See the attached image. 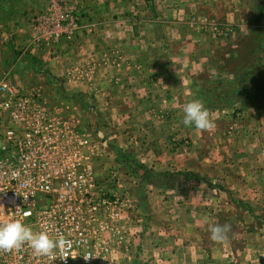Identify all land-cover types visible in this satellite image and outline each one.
Here are the masks:
<instances>
[{
  "label": "crops",
  "instance_id": "1",
  "mask_svg": "<svg viewBox=\"0 0 264 264\" xmlns=\"http://www.w3.org/2000/svg\"><path fill=\"white\" fill-rule=\"evenodd\" d=\"M14 1L0 0V28L28 24L45 0L35 8ZM94 7L96 17L84 21L73 41L64 39L48 52L33 50V57L42 56L49 72L65 78L72 98H80L76 115L94 120L101 140L112 139L100 167L110 159L114 164L118 154L136 175L142 174L135 168L160 176L188 173L176 186L141 177L145 187L134 188L131 203L146 202L138 227L152 253L145 263L234 264L229 237L213 242L210 229L222 225L217 215L225 209L254 221L257 211L264 213V107L258 102L264 89V0H95ZM215 22L230 25L233 33L217 39L202 30ZM11 34H3V41L16 38ZM21 37L20 50L28 46V34ZM191 101L209 111L212 129L183 124V108ZM172 135L188 143L179 152ZM208 198L214 201L209 208ZM238 202L249 208L240 211ZM154 209L166 224H151Z\"/></svg>",
  "mask_w": 264,
  "mask_h": 264
},
{
  "label": "built area",
  "instance_id": "2",
  "mask_svg": "<svg viewBox=\"0 0 264 264\" xmlns=\"http://www.w3.org/2000/svg\"><path fill=\"white\" fill-rule=\"evenodd\" d=\"M51 25L54 41L72 39L79 29L74 15L61 14ZM202 30L217 39L233 33L228 24L204 25ZM84 133L48 98L0 84V222L20 220L34 232L68 242L56 250L53 262L25 245L0 251V264H93L95 224L111 209L120 212L128 196L97 184L94 160L109 156L108 147L101 144L96 150L91 134ZM108 181L117 184L119 178L110 172Z\"/></svg>",
  "mask_w": 264,
  "mask_h": 264
},
{
  "label": "rangeland",
  "instance_id": "3",
  "mask_svg": "<svg viewBox=\"0 0 264 264\" xmlns=\"http://www.w3.org/2000/svg\"><path fill=\"white\" fill-rule=\"evenodd\" d=\"M9 1L16 2L14 0ZM94 1L95 0H45L43 1L44 7L41 12L35 13V16H32L33 18L29 20L28 24L27 22L20 23L19 28L14 26L0 28V84L11 83L21 88L30 96L40 94V96L48 98L57 108L58 113L61 112L62 116H66L67 121L71 123L75 130L85 132L84 134H91L92 142L94 146H96V150H98V146L105 144L108 147L106 150L108 153L110 148L113 147L111 144V135L109 137V143L101 140L102 136L99 133V125L97 126L94 120L87 121V118L83 119L81 118L82 116L76 115V112L82 107L79 102L80 98H78L77 95L74 96L75 100L72 98L71 94L67 91V86L64 81L65 78L63 76H55L53 73L49 72L48 69H46V65H44V58L42 56L38 57L37 60L35 56V58L33 57V50H38L39 52L43 50L47 51L49 48L60 44L64 39L69 42L73 41L78 32L83 28L84 21L86 24L88 19L91 20L93 19L92 16L96 15L95 12L92 11L95 10ZM22 2L26 4V6L34 7V4L36 6L38 5V0H27V2L26 0H22ZM96 2L98 3L100 0H96ZM5 5H7V2ZM21 11H25V9H21ZM34 12H36L35 9H33L31 13ZM61 14L68 17L74 15V17L78 19L79 29L72 39L62 38L60 41H54L51 22L57 19ZM213 24L223 23L215 22ZM8 33H13L11 35H15L16 38H21V41H17L16 38H9V40L3 41L5 38H3L2 35ZM20 34L22 36H27L28 34V46L21 50L20 48L22 47L18 46L22 42ZM47 54L50 55L49 53ZM260 84L264 86V82H260ZM258 102L264 105V95L259 97ZM239 114L240 113L236 114L235 119H240ZM90 126L92 127L91 129H89ZM96 127H98V130ZM170 139L173 149L177 152L181 151L182 146L187 145L186 141L180 140L176 135H172ZM99 160L100 158L94 160L95 174L98 179L97 184L112 194L128 196V199L126 205L121 208L120 212L111 209L101 223L98 224L97 222L95 224L94 232L90 237L94 253L93 264H147L145 260H149V256L152 255V253L151 250L145 249L144 238L142 236L143 230H141L142 228H138L145 222L143 205H145L144 203L146 202H144V199H141L131 203L130 198L132 193L137 189L142 190V187H145L142 186L143 180L141 177H146L148 182H162L166 184V186H176L178 182L186 178L184 175L188 173L181 172L177 174L173 173L176 171H170L172 173L166 172L163 173L166 175L160 176L162 173L155 170L135 168L136 171L140 172L139 174H142L136 175L134 169L129 167L126 159L118 154L114 157V164L111 163L110 159V163L104 166V168L99 166ZM110 172H114L118 176L119 181L117 184L108 181ZM208 178V175L204 177L205 180ZM154 187H156V185L153 186V188ZM143 191L144 192H141L142 195L146 194L147 189ZM213 203L214 201L211 202L210 198H208L207 208H209V204L211 205ZM169 204H171V202ZM236 205L242 212L246 211L247 207L249 208V205L241 202H238ZM174 207L175 206L172 205V207L169 206L168 208L173 210ZM225 210L218 213L217 217L221 218L222 225H231V231L228 233V237L234 247V264H264V228H262L263 233L261 240H259L260 243L256 242V231L254 232L255 229H260V224H263L264 227V213L257 211V218L259 220L254 221L251 218L246 219L250 224L247 226L245 225L247 224L245 220L246 217L243 213L239 212L237 214L234 210L227 212ZM214 211L215 210L212 209L213 213ZM138 212L140 213L138 214ZM222 212H225L227 216L224 221H222ZM151 216L150 221L153 226L156 224L160 226L161 223L166 224L164 218L161 217L158 212L156 213L155 209ZM169 221L170 219H168V222ZM170 223L171 222H169V224ZM215 223L221 225L219 221Z\"/></svg>",
  "mask_w": 264,
  "mask_h": 264
},
{
  "label": "clouds",
  "instance_id": "4",
  "mask_svg": "<svg viewBox=\"0 0 264 264\" xmlns=\"http://www.w3.org/2000/svg\"><path fill=\"white\" fill-rule=\"evenodd\" d=\"M183 124L197 130L206 131L214 127L209 111L198 101H191L183 108ZM231 225H216L210 229V239L223 243L228 238ZM68 242L64 238L54 240L46 231L34 232L20 220L0 222V251H11L29 246L36 255L48 257L52 262L57 249ZM89 258V257H88ZM87 258V259H88Z\"/></svg>",
  "mask_w": 264,
  "mask_h": 264
},
{
  "label": "trees",
  "instance_id": "5",
  "mask_svg": "<svg viewBox=\"0 0 264 264\" xmlns=\"http://www.w3.org/2000/svg\"><path fill=\"white\" fill-rule=\"evenodd\" d=\"M260 93H261V92H260ZM261 95H264V89H263ZM261 95H260V96H261ZM250 106H252V107H253V106H259V104H258V105H254V103H253L252 105L250 104ZM260 106H264V105H261V104H260Z\"/></svg>",
  "mask_w": 264,
  "mask_h": 264
}]
</instances>
